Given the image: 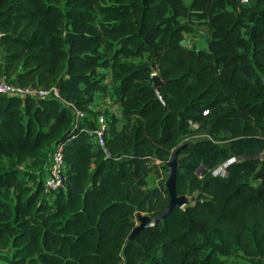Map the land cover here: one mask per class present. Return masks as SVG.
Here are the masks:
<instances>
[{
	"label": "trees",
	"instance_id": "16d2710c",
	"mask_svg": "<svg viewBox=\"0 0 264 264\" xmlns=\"http://www.w3.org/2000/svg\"><path fill=\"white\" fill-rule=\"evenodd\" d=\"M194 25L207 49L182 44ZM0 44L7 80L56 86L60 97L0 95V191H15L12 206L0 196V251L13 250L2 264L264 259V0H0ZM100 68L122 107L107 139L118 159L93 146L92 123L72 125L63 103L93 113L107 88ZM152 73L165 81L161 99ZM58 144L64 183L49 200L43 172ZM180 145L176 193L196 196L129 238L136 212L154 216L168 202L165 188L147 187L150 161L166 169ZM232 156L224 176L211 174ZM26 159L44 165L30 184L15 167Z\"/></svg>",
	"mask_w": 264,
	"mask_h": 264
},
{
	"label": "built area",
	"instance_id": "2783aa9c",
	"mask_svg": "<svg viewBox=\"0 0 264 264\" xmlns=\"http://www.w3.org/2000/svg\"><path fill=\"white\" fill-rule=\"evenodd\" d=\"M253 0H239L240 4L246 5L250 4ZM2 47L0 44V95L6 97H17L19 99H25L27 97L33 98H56L59 99V94L56 86H51L50 88H43L40 86L31 85H19L13 81L7 80L3 73V62H2ZM65 107H67L72 113V125L78 127L79 125H85L86 123H92V128L89 130L91 134V142L96 149L101 150L104 157H113L118 159L117 156H113L110 149L107 146V139L109 137V130L111 126V114L105 109L96 107V109H91L93 113H89L76 107L74 104L63 101ZM208 110H203V114H206ZM187 125L191 130H197L199 128V123L188 119ZM203 137V135H199ZM196 134L192 136L185 135L182 138V142L187 141L190 137H199ZM238 157H230L222 164L215 167L212 171V175L224 176L226 171L225 167L234 161ZM66 163L62 155V145H54L49 161L44 168L43 172V191L47 199H51L56 190L63 186L64 176H65Z\"/></svg>",
	"mask_w": 264,
	"mask_h": 264
},
{
	"label": "rangeland",
	"instance_id": "374dc122",
	"mask_svg": "<svg viewBox=\"0 0 264 264\" xmlns=\"http://www.w3.org/2000/svg\"><path fill=\"white\" fill-rule=\"evenodd\" d=\"M189 0H185V3H188ZM190 19H194V18H190ZM181 21H186L185 18H180ZM193 31L190 32L191 35L186 34L185 37V45L186 46H190V47H195V48H201L200 47V42H202L203 39V33L205 32V28L202 25H194L193 26ZM195 41V42H194ZM239 50L244 53V48L243 47H239ZM134 61H138V59H134ZM247 65H246V69L248 71H251V64L249 63L248 59H247ZM254 76V74H252L250 76V78H252ZM112 84H107V88L105 91H101V92H97L95 94L96 96V104H93V109H96V107H100L103 108L104 105H108V103H111V105L117 104L113 95V91H112ZM101 103V104H100ZM118 105V104H117ZM121 122V120H119V123L117 125H119ZM201 134L198 133L196 134L197 136H199ZM5 165L6 166H10V163L5 160ZM15 167L18 169V176L20 178L23 179V181H26L28 184H30V180L28 178V174L27 173H34L37 176H41L42 174V170L44 165L42 164L41 166L37 165L35 163V161L33 159H26L25 161L18 163L15 165ZM167 179V167L166 169L163 167V163L160 160H153L150 161L149 163V174L147 177V187H163L165 188V181ZM253 184H257L256 180L252 181ZM0 196L1 198L6 201L9 205H13L14 204V197H15V191L12 188L6 189V188H2L0 191ZM189 199V202H192L194 197L196 196V192H193L192 194H188L186 195ZM145 214V213H144ZM135 224H138V220L135 217L134 219ZM13 253L12 248H6L0 251V264L5 262L4 257H10ZM229 263L228 264H244V263H250L251 260L249 259H243L241 256H239L238 254L231 256L228 259ZM25 264H42L37 260H32V261H27ZM255 264H264V259H261L259 261H256Z\"/></svg>",
	"mask_w": 264,
	"mask_h": 264
},
{
	"label": "water",
	"instance_id": "95a60500",
	"mask_svg": "<svg viewBox=\"0 0 264 264\" xmlns=\"http://www.w3.org/2000/svg\"><path fill=\"white\" fill-rule=\"evenodd\" d=\"M152 78V89L154 90L155 96L157 99H161L157 88L164 84L165 81L160 78L156 73L151 74ZM184 145L178 146L172 153L171 157L166 163L167 167V179L165 181V189L168 193V202L164 209L154 216L144 214L141 212H136V218L138 224L133 227L129 234V238H133L136 234L139 233L144 228L155 227L158 225L166 216L172 211L175 207H182L189 202V199L186 195H178L175 189V181L177 175V164H178V153Z\"/></svg>",
	"mask_w": 264,
	"mask_h": 264
},
{
	"label": "crops",
	"instance_id": "0c3cea01",
	"mask_svg": "<svg viewBox=\"0 0 264 264\" xmlns=\"http://www.w3.org/2000/svg\"><path fill=\"white\" fill-rule=\"evenodd\" d=\"M191 35V34H190ZM203 39H202V42L201 41H199L200 42V47L202 48V49H207V40H206V37H207V34H206V32H204L203 33ZM184 41L185 40H182V44L183 45H185V43H184ZM195 42V41H194ZM186 46V45H185ZM187 47H190V46H187ZM100 71H102L104 74H105V78H104V82H106L107 84H112L113 85V81H112V79H111V72H110V69L109 68H106V69H102V68H100ZM96 96L94 95L93 96V99H92V101H91V103H90V105H89V107L91 108V109H93V104H96V103H98V102H96ZM117 104H114V105H111V103H108V105H104L103 106V109H105L107 112H109L111 115H113L116 119H117V121H116V123H115V126L116 127H118V128H120V126H121V124L124 122V120L122 119V113H121V111H122V107H121V105H120V103L119 102H116ZM101 104V103H100ZM119 120H121V122H120V124L119 125H117L118 123H119Z\"/></svg>",
	"mask_w": 264,
	"mask_h": 264
}]
</instances>
